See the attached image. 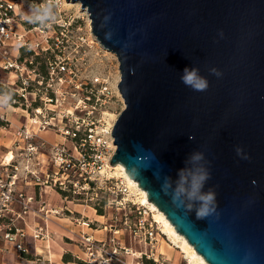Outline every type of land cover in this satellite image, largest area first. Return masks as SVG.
I'll return each mask as SVG.
<instances>
[{
	"label": "water",
	"instance_id": "water-1",
	"mask_svg": "<svg viewBox=\"0 0 264 264\" xmlns=\"http://www.w3.org/2000/svg\"><path fill=\"white\" fill-rule=\"evenodd\" d=\"M116 56L124 108L111 136L120 163L208 264H264V0H67ZM196 67L205 91L185 86ZM215 68L220 76L210 72ZM200 154V159L194 157ZM209 172L215 211L197 219L163 195Z\"/></svg>",
	"mask_w": 264,
	"mask_h": 264
},
{
	"label": "rangeland",
	"instance_id": "rangeland-1",
	"mask_svg": "<svg viewBox=\"0 0 264 264\" xmlns=\"http://www.w3.org/2000/svg\"><path fill=\"white\" fill-rule=\"evenodd\" d=\"M17 2L18 14L11 22L20 30L33 24L27 21L30 11L34 18L46 10V5L55 9L54 23L41 21L47 27L41 36L47 37L51 50L37 57L28 55L33 60L32 68L40 70V62L45 64L53 53L65 58V70L53 73L52 79L48 76L41 86L33 82L25 89V97L18 98L16 94L15 100L2 99L13 90L4 86L9 73L0 70L3 87L0 113L5 112L10 120L7 130L14 132L26 122L34 127L32 119L45 124V131L34 138L40 143L39 157L45 160L42 171L49 179L53 176L65 179L60 189L49 181L41 198L45 203L43 212L50 215L48 224L52 234L56 231L59 241L71 244L77 253L65 250L63 254L69 253L79 261H73L74 264H190L180 238L173 239L162 223L155 220L156 212L140 203L139 190L129 186L120 173L110 168L113 165L108 166L116 148L111 129L124 103L117 89L120 73L116 56L95 39L88 13L81 9L79 2L67 0ZM54 28L56 33L52 32ZM32 35L33 39H39L38 35ZM36 108L40 114L35 112ZM2 123L9 124V121ZM65 128L78 131L77 149L71 137L61 135L60 129ZM10 137L13 136L8 132L0 131V157L6 155L7 148L3 145L10 147ZM59 149L65 151L74 166L59 168L54 175L53 158ZM50 234L49 231V238ZM1 255L0 264L20 261L14 256L2 260ZM36 264L56 263L40 257Z\"/></svg>",
	"mask_w": 264,
	"mask_h": 264
},
{
	"label": "built area",
	"instance_id": "built-area-1",
	"mask_svg": "<svg viewBox=\"0 0 264 264\" xmlns=\"http://www.w3.org/2000/svg\"><path fill=\"white\" fill-rule=\"evenodd\" d=\"M17 8V0H0V70L9 73L7 85L4 86L13 90V93L8 96L11 100L16 99V94L18 98L25 97V89L33 82L41 86L48 76L52 79L53 73L60 74L65 70V58L63 59L60 53H53V57L45 64L40 62V70L32 68L33 60L28 55L37 57L51 50L47 44V37L41 36L47 27L40 23V25L32 24L24 30L16 29L11 19L18 14ZM52 32L56 33V29L54 28ZM32 33L35 36L38 35L39 39H33ZM30 73H33V77ZM58 80H61V76H58ZM12 85L16 87H11ZM35 112L41 113L39 108H36ZM5 115V112L0 113V131L11 134L13 140L11 137L8 138L10 147L2 144L7 148V153L12 154V159L5 161V156L0 157V241L11 242L17 255L21 256L24 253V241L28 235L33 239H49L46 225L49 218L43 212L45 203L41 199L42 194L49 181L51 185L57 184L60 189L65 179L61 180V176H53L49 179L48 174L42 171L45 160L39 157L41 154L37 152V148L40 143L35 142L34 138L45 131V124L37 123L35 119H32L34 127H30L26 122L16 127L14 132H10L7 130V127L11 126L10 120ZM2 121H9V124H3ZM60 132L61 135L71 137L76 142L74 148L77 149L80 141L77 136L78 131L65 128L60 129ZM70 160L63 149L57 150L53 158V165L56 167L54 175H57L59 168L65 170L71 165L74 166ZM25 187H31V191ZM52 212L57 211L52 210ZM31 213L37 215L42 223H37L29 233L25 217ZM86 242H89V239Z\"/></svg>",
	"mask_w": 264,
	"mask_h": 264
},
{
	"label": "clouds",
	"instance_id": "clouds-1",
	"mask_svg": "<svg viewBox=\"0 0 264 264\" xmlns=\"http://www.w3.org/2000/svg\"><path fill=\"white\" fill-rule=\"evenodd\" d=\"M45 8V11L36 14L34 18L32 11H30L26 15L29 17L27 21L29 23L39 25L42 20L45 23H54L56 19L55 9L48 8L47 5L45 6ZM210 72L215 74L216 76H220V72L215 68L210 69ZM180 80L185 86L191 87L195 91H205L208 87V81L199 74V69L196 67L190 68L186 66L181 72ZM2 99L7 100L10 99V97H3ZM194 158L200 159L201 156L200 154H197ZM208 179H210L209 172H200L197 175H194L192 178L191 191L188 193V198L199 201V206L195 209H193L191 205H188L186 207L184 201L180 199L181 194L184 192L183 176L179 177L177 187L171 193L167 190L171 187V185L169 183V180L166 178L161 186V191L163 192V195L170 196L171 202L176 208L183 207L186 212H191L194 210L196 218L202 219L215 211V193L211 190L207 191L206 193L201 192L204 183Z\"/></svg>",
	"mask_w": 264,
	"mask_h": 264
},
{
	"label": "crops",
	"instance_id": "crops-1",
	"mask_svg": "<svg viewBox=\"0 0 264 264\" xmlns=\"http://www.w3.org/2000/svg\"><path fill=\"white\" fill-rule=\"evenodd\" d=\"M28 191H31V187H25ZM46 189L44 191L46 192ZM48 218L50 215H48ZM51 220V219H49ZM25 222L27 226V231L31 233L33 227L37 223H42L40 219H38L37 215L31 213L27 217H25ZM49 222H46L47 225V231L49 234L50 231V238L47 240H39V239H33L30 235H28L24 241V253L22 255H31L30 257H24L17 255V252L14 250L13 244L8 241H0V254L2 260L9 259L11 256H14V258H17L18 264H36L37 258L42 257L43 259H49L51 261H54L56 264H74L73 261L63 262L62 261V254L65 250H69L73 254L75 253L74 249L67 244V242L59 241L58 237L59 235H56L57 232L52 234V228L50 229ZM49 228V229H48ZM57 230V229H56ZM52 243V244H51ZM77 256V255H75ZM85 259V258H82ZM81 259V260H82Z\"/></svg>",
	"mask_w": 264,
	"mask_h": 264
},
{
	"label": "bare ground",
	"instance_id": "bare-ground-1",
	"mask_svg": "<svg viewBox=\"0 0 264 264\" xmlns=\"http://www.w3.org/2000/svg\"><path fill=\"white\" fill-rule=\"evenodd\" d=\"M13 109L15 110L16 108L13 107ZM19 109V108H17ZM12 159V154L11 153H7L5 155V161H10ZM108 166H112V165H108ZM114 167V168H113ZM112 169L115 170L116 173H120L128 182L129 186H132L136 189L139 190L140 196H139V200L141 204H147L151 209H153L156 213L153 215L156 221H159L162 223L163 225V229L170 235L173 237V239L175 238H180L181 240V248L183 249V251H185V253L187 254L189 263H193V264H208L203 257L197 253L194 249V247L188 243V241L185 239L184 236H181V234H177L178 232L174 229V227L172 226V224L169 222V220L165 217V215L162 213V211H160L151 201H149L147 199V195L146 192L140 188L137 184V182L135 180H133L132 178H130L128 176V174L125 171V168L122 164L117 163L115 165H113L112 167H110Z\"/></svg>",
	"mask_w": 264,
	"mask_h": 264
},
{
	"label": "trees",
	"instance_id": "trees-1",
	"mask_svg": "<svg viewBox=\"0 0 264 264\" xmlns=\"http://www.w3.org/2000/svg\"><path fill=\"white\" fill-rule=\"evenodd\" d=\"M1 92H3V87H2V85L0 84V93ZM60 191H62V193H64L65 191H63V190H60ZM65 194V193H64ZM27 256H30V255H26V257ZM62 261L63 262H68V261H75V262H79V261H77V260H75L73 257H72V255H70L69 253H64L63 255H62Z\"/></svg>",
	"mask_w": 264,
	"mask_h": 264
}]
</instances>
